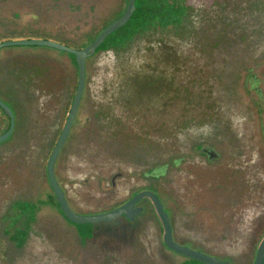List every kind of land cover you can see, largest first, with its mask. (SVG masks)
I'll return each mask as SVG.
<instances>
[{
    "label": "rangeland",
    "instance_id": "374dc122",
    "mask_svg": "<svg viewBox=\"0 0 264 264\" xmlns=\"http://www.w3.org/2000/svg\"><path fill=\"white\" fill-rule=\"evenodd\" d=\"M187 2L183 29L139 34L86 59L84 95L56 175L78 214L107 211L148 189L162 200L179 243L253 264L264 238V0ZM127 5L0 0V38L79 49ZM141 66L160 72L161 88L125 100L123 73ZM27 71L35 74L31 86ZM77 85L68 52L0 48V96L20 103L12 134L0 142V264H182L186 257L165 245L148 197L134 221L94 224L92 238H82L55 204L40 206L23 247L5 235L16 201L55 196L47 163ZM8 123L0 109V135ZM201 146L218 156L208 158ZM160 167L163 173H150Z\"/></svg>",
    "mask_w": 264,
    "mask_h": 264
},
{
    "label": "trees",
    "instance_id": "16d2710c",
    "mask_svg": "<svg viewBox=\"0 0 264 264\" xmlns=\"http://www.w3.org/2000/svg\"><path fill=\"white\" fill-rule=\"evenodd\" d=\"M264 4V3H262ZM190 11V4L187 0H136V10L128 23H126L121 28L114 31L111 35H109L103 43L97 48L96 52L99 51H107L110 49H117L126 46L130 43L134 38L139 34L151 33L158 30H177L182 28L184 20ZM122 14L119 15V17ZM118 17L113 19L110 23L116 20ZM104 25L99 31H97L93 36H89V40L86 42L84 46L86 47L90 43H92L95 38L110 24ZM8 37V36H7ZM7 37L0 38V42L8 41ZM38 46V45H32ZM79 48V49H81ZM72 56L73 61L76 62V56L74 54L69 53ZM34 73H41L37 69H32ZM29 70V71H32ZM27 71L25 73V77L27 80L24 82L25 86H31V82L35 77V74ZM39 72V73H38ZM22 75L24 73H21ZM121 83L123 84L122 96L133 100L134 97H131L132 94L138 93L136 100H140L143 93H155L161 88V75L160 72L156 69H151L149 67L140 68H129L124 71L123 77L121 78ZM1 92V91H0ZM127 92H130L127 95ZM2 93V92H1ZM10 95V94H9ZM1 97V96H0ZM5 97V96H4ZM11 98H6L9 102L2 99L13 108L18 107L20 104L18 100ZM129 103L130 100H127ZM135 101V100H134ZM0 109L6 115L3 108L0 106ZM9 118V117H8ZM10 127V118L6 131ZM163 168H155L150 173L151 174H160L163 173ZM149 173V174H150ZM52 196L48 200H40V201H26V200H18L14 203V210L16 212V216L13 219V222L5 228V235L9 236L11 242H13L18 248H21L25 245L28 240L31 226L37 219V213L40 210V206L43 204H55L60 207V204H56L53 201ZM62 214L64 215L62 209ZM65 216V215H64ZM65 218L76 226L78 234L84 238H92L94 224L84 223L77 224L70 221L66 216ZM21 222V224H19ZM182 264H205L199 260H195L192 258H186Z\"/></svg>",
    "mask_w": 264,
    "mask_h": 264
},
{
    "label": "water",
    "instance_id": "95a60500",
    "mask_svg": "<svg viewBox=\"0 0 264 264\" xmlns=\"http://www.w3.org/2000/svg\"><path fill=\"white\" fill-rule=\"evenodd\" d=\"M136 10V0H128V5L126 11L112 23H110L96 38L95 40L87 45L84 48L76 49L68 45H65L60 42L47 40V39H25V40H8L0 42V48L8 46H21V45H39L56 48L76 56V62L78 67V85L73 98V102L65 122V125L61 131V134L58 138V141L51 152L48 163H47V173L48 180L52 186L55 196L53 201L56 204H60V207L64 215L73 223L84 224H98L101 222L111 223L117 220L119 217H126L129 221H134L136 217L142 212L143 207L136 205L142 201L145 197H148L152 200L154 207L160 217V220L164 229L163 241L165 245L175 251L176 253L195 260H199L205 264H231L230 261L219 259L208 253H204L193 248H190L186 245H183L175 240L173 234V225L171 222V217L166 211L165 206L155 192L151 190H143L137 193L133 198L128 200L126 203L121 206L103 213H96L91 215H82L76 213L70 206L67 196L64 189L60 185L57 175H56V162L58 156L66 143V140L71 132L72 125L78 113L82 97L84 95L86 80H87V67L86 59L94 55L97 51V48L103 43V41L111 35L114 31L124 26L130 21L134 12ZM0 106L5 111L6 115L10 118V127L8 130L0 135V142L8 139L12 134L15 127V113L11 106H9L1 97H0ZM210 158H213L217 155L215 151H210ZM253 264H264V238L262 239L255 261Z\"/></svg>",
    "mask_w": 264,
    "mask_h": 264
},
{
    "label": "flooded vegetation",
    "instance_id": "af4514ba",
    "mask_svg": "<svg viewBox=\"0 0 264 264\" xmlns=\"http://www.w3.org/2000/svg\"><path fill=\"white\" fill-rule=\"evenodd\" d=\"M130 92H127V95L129 94ZM68 114H69V112L67 113V116H66V119H65V122H66V120H67V117H68ZM75 121V120H74ZM64 125H65V123H64ZM73 126V125H72ZM60 134H61V132H60ZM60 136V135H59ZM59 138V137H58ZM57 141H58V139H57ZM57 141H56V143H57ZM56 143H55V145H56ZM55 145H54V147H55ZM54 147H53V149H54ZM53 149H52V151H53ZM200 151H202L204 154H206L207 156H208V158H210V154H209V152L210 151H214V150H212V148H210V147H207V146H201L200 147V149H199ZM216 156H218V154L216 155ZM118 176H116V177H119L120 175H121V173H118L117 174ZM115 177V178H116ZM115 178H113V186L115 185ZM58 179V178H57ZM61 185V184H60ZM63 188V187H62ZM148 190V189H147ZM54 191V190H53ZM65 191V190H64ZM141 191H143V190H141ZM141 191H137V192H135V194H133L128 200H130L131 198H133L137 193H139V192H141ZM65 194H66V192H65ZM67 196V195H66ZM146 198V197H145ZM144 198V199H145ZM68 199V198H67ZM143 199V200H144ZM127 200V201H128ZM142 200V201H143ZM127 201H125L124 203H126ZM141 202V201H140ZM140 202L136 205V207H139V206H141L140 205ZM123 203V204H124ZM122 204H120V205H118L117 207H119V206H121ZM117 207H114V208H112V209H109V210H107V211H110V210H113V209H115V208H117ZM141 207H143V206H141ZM107 211H100V212H98V213H103V212H107ZM144 211V207H143V210H142V212ZM96 214V213H95ZM126 218V217H125ZM127 219V218H126ZM128 220V219H127ZM171 222H172V220H171ZM173 225V224H172ZM173 234H174V227H173ZM175 238V237H174ZM177 241V240H176ZM173 251V250H172ZM175 252V251H174ZM257 255V254H256ZM187 258V257H186ZM228 261V260H227Z\"/></svg>",
    "mask_w": 264,
    "mask_h": 264
}]
</instances>
